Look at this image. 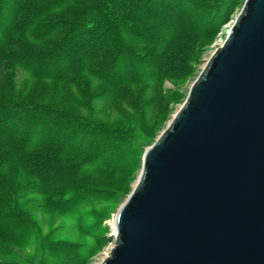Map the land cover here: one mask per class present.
<instances>
[{
	"label": "water",
	"instance_id": "1",
	"mask_svg": "<svg viewBox=\"0 0 264 264\" xmlns=\"http://www.w3.org/2000/svg\"><path fill=\"white\" fill-rule=\"evenodd\" d=\"M94 264H264V0H239L138 142Z\"/></svg>",
	"mask_w": 264,
	"mask_h": 264
},
{
	"label": "rangeland",
	"instance_id": "2",
	"mask_svg": "<svg viewBox=\"0 0 264 264\" xmlns=\"http://www.w3.org/2000/svg\"><path fill=\"white\" fill-rule=\"evenodd\" d=\"M4 2L15 7L16 0ZM88 2L89 0H76L72 3ZM238 2L239 0H195L193 4L198 11L180 21L173 14L168 16V9L155 6L162 15L165 14L160 23L145 21L140 24L134 17H129L126 20L129 27L124 25L114 31L111 26L108 35L103 33L106 38L100 44L102 50L98 51V57H109L114 48L120 45L136 53L135 57L148 50L149 53L156 51L165 58L167 65L162 63L161 68H166L167 73H160L157 81H145L142 77L132 79L136 80V84H123L118 90L109 91L108 94H102V91L108 90L105 84L88 74H82L75 76L70 86L49 82L34 83L22 95L28 76L20 75V78L15 65L0 64L2 73L17 72L14 76L17 80L14 84L19 86L17 98L36 93L54 97L55 100L64 98V104L68 105H74L80 99L84 102V111L91 112L90 119L93 122L102 123L109 128H125L129 139V142L125 140V144L119 147L125 157L126 169H129L127 175L88 163L93 154L89 152L80 157L57 156L43 149H35L11 156V161L4 160L6 157L0 154V179L9 191V195L6 194L7 191L4 192V197L6 207L13 209L8 216L14 222L9 227L14 233L13 242L0 237V257L5 262L0 264L95 263L107 237L112 201L131 175L138 142L156 134L185 78L203 65L206 50ZM122 5L132 13L135 10L133 4L126 0H123ZM72 7L73 4H69L57 12L40 15L29 34H13L9 31L8 20L15 18L16 13L2 12L0 31H4L7 37L0 40V43L5 44L14 35L17 41L13 50L20 41L26 49L53 42L61 31L39 33L36 28L53 21L55 16H64ZM150 7L154 8L153 5ZM183 21H187V24ZM57 29L61 30L62 25H58ZM74 29L76 28L72 30ZM76 30H81L78 34L82 32V29ZM34 36L40 37H37L40 44L31 39ZM151 67L155 66L148 64L136 69L127 67L124 72H132L133 77H136V74L139 76ZM135 98V104L139 106L133 108L134 112L131 102ZM94 186L106 191L93 192L86 189ZM15 222L19 225H15Z\"/></svg>",
	"mask_w": 264,
	"mask_h": 264
},
{
	"label": "trees",
	"instance_id": "3",
	"mask_svg": "<svg viewBox=\"0 0 264 264\" xmlns=\"http://www.w3.org/2000/svg\"><path fill=\"white\" fill-rule=\"evenodd\" d=\"M4 1L0 0V17L2 12L16 13L15 18H10L7 23V28L13 34H29L34 21L40 15L57 12L69 4L74 6L72 10L65 12L64 16H55L53 21L36 28L39 33L61 31L59 36H55V41L40 44V37L34 36L31 39L40 46L26 49L20 41L15 50V35L5 44L0 43V64L15 65V71L20 73L19 77L28 76L22 95L28 87L31 89L34 83L49 82L70 86L75 76L82 74H88L105 84L108 90L102 91V94L118 90L123 84H134L136 80L132 79L138 77L145 81H157L160 73H167L166 68H161L162 63H167L160 53H149L148 50L135 57L136 53L120 45L114 48L109 57H98V51L102 50L100 44L106 38L103 33L108 35L111 26L114 31L124 25L129 27V22L126 21L129 17H134L140 24L145 21L160 23L165 14L162 15L155 6L168 9L166 14H173L178 21L186 20L198 11L193 4L195 0H140L142 2L139 3L126 0L133 4V13L122 5L123 0H89L84 4L72 3L76 0H16L15 7ZM35 3L38 5H34ZM184 23L187 24V21ZM58 25H62L61 30L57 29ZM73 28L82 29V32L78 34L81 30H72ZM5 35L3 31L0 35L1 41L7 37ZM147 63L155 67L145 70L146 74H136V77H133L132 72H124L127 67L136 69L148 65ZM15 71L14 75L10 72H0V154L6 157L4 160L11 161V156L35 149H43L57 156L80 157L89 152L93 154L88 163L116 170L123 175L129 173L125 157L119 150L125 140L129 142L125 128H109L102 123L93 122L90 119L91 112L84 111V102L80 99L75 101L74 105H68L64 104V98L55 100L54 97L51 99L36 93L29 97L17 98L19 86L14 84L17 81L14 78L17 73ZM139 82L140 80L137 83ZM135 101L137 98L131 102L134 112L133 108L139 106ZM86 189L93 192L106 191L95 186ZM6 191L9 195L7 187L0 179V237L13 242L14 233L9 227L14 225V222L8 216L13 209L6 207ZM15 225L19 224L15 222ZM0 263H5L1 257Z\"/></svg>",
	"mask_w": 264,
	"mask_h": 264
}]
</instances>
